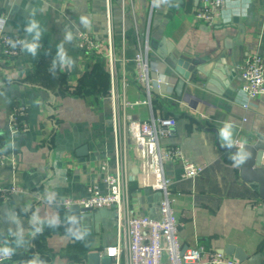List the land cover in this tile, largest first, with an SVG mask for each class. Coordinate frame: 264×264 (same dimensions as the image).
I'll return each instance as SVG.
<instances>
[{
	"label": "crops",
	"instance_id": "1",
	"mask_svg": "<svg viewBox=\"0 0 264 264\" xmlns=\"http://www.w3.org/2000/svg\"><path fill=\"white\" fill-rule=\"evenodd\" d=\"M226 1L218 21L208 26L194 18L198 0H0V28L31 42L34 33L26 29L35 19L41 32L35 56L22 44L17 56L0 54V146L16 159L14 166L0 165V186L15 183L30 192L0 202V246L12 250V258L0 264L88 261L89 252L102 253L115 242L114 209L93 210V215L82 218L81 232L70 234V209L62 205L65 198L86 196L91 183L104 188L98 167L103 160L112 166L116 132L108 90L95 101L61 94L56 80L63 72L66 82L74 85L93 63L108 74L109 39L119 59L118 90L126 79L125 94L132 101L147 96L132 77L134 54L148 42V59L174 83L173 94H152V107L133 105L128 113L133 119L174 116L175 133L161 143L179 145L204 167L197 176L182 178L178 163L165 166L172 179V205L183 249L202 246L217 251L232 244L244 253L240 264H264V209L254 207L262 199L254 184L241 179L240 165L231 159L238 155L217 146L264 140V95L243 108L246 98L240 91L243 60L258 53L264 61V0ZM81 16L90 24L82 23ZM68 32L71 41L65 39ZM79 34L96 40L100 50L80 47ZM61 42L71 60L63 67L57 48ZM160 45L167 49L164 56L157 52ZM171 56L199 63L180 95L175 91L180 75ZM42 58L53 72L46 68L35 73ZM21 104L27 107V128L10 135L9 115ZM84 144L86 152L79 154ZM128 160L133 208L138 214L157 216L160 192L140 185L132 149Z\"/></svg>",
	"mask_w": 264,
	"mask_h": 264
},
{
	"label": "built area",
	"instance_id": "2",
	"mask_svg": "<svg viewBox=\"0 0 264 264\" xmlns=\"http://www.w3.org/2000/svg\"><path fill=\"white\" fill-rule=\"evenodd\" d=\"M107 3L109 0H106ZM227 5L226 0H198L194 9V18L208 26L213 25ZM11 42L20 41L10 33L0 28V54L17 56L21 44L13 47ZM78 45L86 51H99L100 44L88 35H80ZM150 46L146 41L143 47L136 51L133 57L135 73L132 79L146 92V98L129 100L125 94L127 80H122L118 90L116 84L118 57L113 51L109 39L107 45V66L110 77L108 89L114 114L112 116L116 129L113 144V164L108 160L99 164V172L104 188L97 183L87 187V195L81 198H65L62 205L70 209L73 205L92 210L112 208L116 213V238L113 244L107 245L100 254L110 258L108 264H240L233 255L204 249L202 246L183 250L177 235L178 221L176 219L171 197L170 185L172 179L165 174V166L178 163L181 167V177L197 176L203 165L189 159L182 148L176 144L161 143L175 133L177 119L172 115H151L148 119H133L128 109L133 105H148L152 107V94L172 96L174 83L170 81L147 56ZM242 83L240 91L246 98L243 108L249 106V101L264 95V61L260 54H249L240 65ZM119 112V113H118ZM26 105L13 108L8 119V132L15 135L26 130ZM245 119V118H243ZM130 141L133 146H130ZM237 143V141H235ZM132 149L138 161L139 183L143 187L159 191L157 216L138 214L132 205V195L129 188L128 152ZM16 159L10 156L0 146V165H15ZM27 193L21 185L10 183L0 186V202L10 201L16 194ZM262 206L264 200L254 203V207ZM4 248L0 246V253ZM12 258H0V263ZM70 264H90L79 259ZM100 264V263H99Z\"/></svg>",
	"mask_w": 264,
	"mask_h": 264
},
{
	"label": "water",
	"instance_id": "3",
	"mask_svg": "<svg viewBox=\"0 0 264 264\" xmlns=\"http://www.w3.org/2000/svg\"><path fill=\"white\" fill-rule=\"evenodd\" d=\"M158 48L157 52L164 56L167 49H165L162 45ZM170 58H172L171 64L174 70L180 75L175 87L176 93L180 95L184 87L185 80L190 78V74L198 68L199 63L195 60H187L181 57L171 56ZM217 146H219V148L223 151H230L234 155L238 156L241 155V151L243 150L245 158L243 163L239 166V175L244 181L254 184L259 197L264 200V140L255 139L251 143H244L241 146L219 145V143H217ZM86 149L87 145L84 144L78 149V153L84 154ZM132 173H136V169H134ZM91 215H93L92 209L73 205L69 212L67 224L68 232L70 234H79L81 232L80 227L82 224V218L89 217ZM217 251L228 255L233 254L239 261H242L244 258L242 250L232 244H227L224 248L218 249ZM87 258L88 263L90 264H108L110 262L109 257L101 255L98 251L89 252Z\"/></svg>",
	"mask_w": 264,
	"mask_h": 264
},
{
	"label": "trees",
	"instance_id": "4",
	"mask_svg": "<svg viewBox=\"0 0 264 264\" xmlns=\"http://www.w3.org/2000/svg\"><path fill=\"white\" fill-rule=\"evenodd\" d=\"M46 68H48L49 72H53L49 69L47 59L42 58L36 67L35 73L40 75ZM65 75L63 72L57 74L56 80L60 84L58 89L61 94H80L96 101L107 93L108 74L101 68L99 63H93L74 85L66 82Z\"/></svg>",
	"mask_w": 264,
	"mask_h": 264
},
{
	"label": "clouds",
	"instance_id": "5",
	"mask_svg": "<svg viewBox=\"0 0 264 264\" xmlns=\"http://www.w3.org/2000/svg\"><path fill=\"white\" fill-rule=\"evenodd\" d=\"M80 20L82 23H85L86 25L87 24H90V21H88L87 17H84V16H81L80 17ZM40 28V24L38 21H36L35 19H32L30 22H29V25L26 29V31L29 33V34H33V37H32V41L31 42H28V41H24V40H20L18 42H11L12 43V46L15 47L16 46V43H20L23 45V50L27 51L28 53H30L32 56H35L36 55V52H37V49L40 47V44L36 43V41H38L41 37V32L39 30ZM65 39L67 41H71L73 39V35L71 32H68L65 36ZM58 58H59V61L61 62V66L63 67L64 65H70L71 64V60L70 58H67L66 57V53H65V50L63 48V42H61L59 45H58ZM54 65H55V61H54ZM223 135L224 136H228L229 133L228 132H223ZM244 158H245V154L243 153V150L241 151V155L239 156H232L231 159L234 160L236 162V166L240 165L241 163H243L244 161ZM37 231H39V229H37ZM11 252L12 250L11 249H8V248H4L2 250V253H0V258H7L11 255ZM32 264H35V262H32Z\"/></svg>",
	"mask_w": 264,
	"mask_h": 264
}]
</instances>
